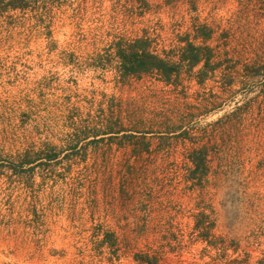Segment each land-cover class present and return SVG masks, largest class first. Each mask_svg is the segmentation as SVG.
Returning a JSON list of instances; mask_svg holds the SVG:
<instances>
[{"label": "rangeland", "instance_id": "1", "mask_svg": "<svg viewBox=\"0 0 264 264\" xmlns=\"http://www.w3.org/2000/svg\"><path fill=\"white\" fill-rule=\"evenodd\" d=\"M263 262L264 0H0V264Z\"/></svg>", "mask_w": 264, "mask_h": 264}, {"label": "trees", "instance_id": "2", "mask_svg": "<svg viewBox=\"0 0 264 264\" xmlns=\"http://www.w3.org/2000/svg\"><path fill=\"white\" fill-rule=\"evenodd\" d=\"M145 40L148 42V39ZM142 42L137 41L133 46L119 49L118 56L124 60V72L127 74H140L156 71L168 78L175 71L176 67L169 65L158 55L148 52L144 49ZM190 53L194 61H197L201 55L200 48L196 46L191 47Z\"/></svg>", "mask_w": 264, "mask_h": 264}]
</instances>
